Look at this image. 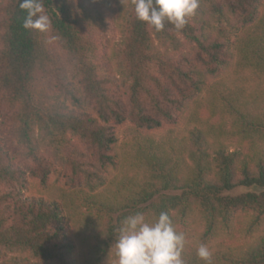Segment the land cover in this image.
<instances>
[{
  "label": "trees",
  "instance_id": "1",
  "mask_svg": "<svg viewBox=\"0 0 264 264\" xmlns=\"http://www.w3.org/2000/svg\"><path fill=\"white\" fill-rule=\"evenodd\" d=\"M20 3L0 0V264H115L122 220L161 212L184 264H264V0L162 31L133 0H41L45 31Z\"/></svg>",
  "mask_w": 264,
  "mask_h": 264
},
{
  "label": "clouds",
  "instance_id": "2",
  "mask_svg": "<svg viewBox=\"0 0 264 264\" xmlns=\"http://www.w3.org/2000/svg\"><path fill=\"white\" fill-rule=\"evenodd\" d=\"M133 3L137 19L156 31H162L166 22L182 30L199 8V0H133ZM20 8L26 12L23 22L26 29L47 30L50 21L41 0H21ZM118 231L115 264H184L186 237L176 230L167 212H161L152 222L143 213L129 215ZM196 254L205 264H211L212 253L206 245L201 244Z\"/></svg>",
  "mask_w": 264,
  "mask_h": 264
},
{
  "label": "rangeland",
  "instance_id": "3",
  "mask_svg": "<svg viewBox=\"0 0 264 264\" xmlns=\"http://www.w3.org/2000/svg\"><path fill=\"white\" fill-rule=\"evenodd\" d=\"M109 28L110 27H108V29ZM233 149H239V147L238 146L237 147L235 146ZM122 174L123 175L121 177V180L124 181V185H127L128 181L123 180L124 173H122ZM247 192H258L259 193V191L257 189H255V188H238V189H236V190H234V191H232V192H230L228 194L235 196V195H239V194H243V193H247Z\"/></svg>",
  "mask_w": 264,
  "mask_h": 264
}]
</instances>
